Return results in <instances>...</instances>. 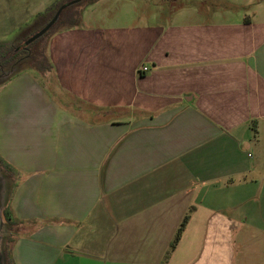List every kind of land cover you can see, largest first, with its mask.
Returning <instances> with one entry per match:
<instances>
[{"label":"crops","instance_id":"1","mask_svg":"<svg viewBox=\"0 0 264 264\" xmlns=\"http://www.w3.org/2000/svg\"><path fill=\"white\" fill-rule=\"evenodd\" d=\"M56 1L0 0L3 44ZM165 10L98 0L0 85L6 264H161L190 208L166 264H264V8Z\"/></svg>","mask_w":264,"mask_h":264},{"label":"trees","instance_id":"2","mask_svg":"<svg viewBox=\"0 0 264 264\" xmlns=\"http://www.w3.org/2000/svg\"><path fill=\"white\" fill-rule=\"evenodd\" d=\"M70 1L72 0H58L52 3L42 13L38 14L32 24L23 29V31L16 37V39L10 45H0V72L5 68H8V70L11 71L18 70L23 61H25V63H27L30 68L40 72L41 74L50 71L51 65L47 56V43H45L44 45L41 44L38 47L36 46V44L41 43L45 36H47V42L48 37L52 33L80 27L82 23L81 12L83 8L97 2L98 0H81L78 3L66 7L64 10H62L56 22L50 27L47 32H45L42 36L35 39L28 45L23 46V44L30 37L40 31L53 18L57 10L63 4ZM32 47L33 49H31ZM0 171L8 181H15L14 170L1 158ZM192 210L193 208H190L183 217L182 221L180 222L176 233L162 259L161 264L167 263L170 254L174 251L177 244L179 243L182 233L184 232V229L186 228V225L189 221ZM3 218L5 221V232L7 233L6 238H8V240L11 242V235L15 232V227L18 226V223L11 220L7 206H5L3 210ZM4 255L6 257V262L10 263L9 252L8 248L6 247L4 248Z\"/></svg>","mask_w":264,"mask_h":264},{"label":"rangeland","instance_id":"3","mask_svg":"<svg viewBox=\"0 0 264 264\" xmlns=\"http://www.w3.org/2000/svg\"><path fill=\"white\" fill-rule=\"evenodd\" d=\"M139 1H145L148 3H156L157 5L163 7V10L167 11L170 10L171 8H175L179 7V6H183L185 8H190L193 7V9H197L199 11V15L197 13L193 15H189L186 16L185 19L187 21H198V19H203L202 21L206 20L205 16H210L213 15V13L216 11H230L231 13L234 14V16L237 13H247L252 11L255 7H262L264 8V0H239L241 2L244 1H248L249 3L247 5H243L244 8H246L245 10H238V11H233L234 9L230 8L231 4L228 3L227 0H139ZM144 3V2H143ZM172 4V5H170ZM46 38L47 36H45L42 40L41 43H37L36 46H40L41 44H45L46 43ZM0 45H4V41L8 40V37L6 39V37H0ZM16 39V38H15ZM14 41V40H13ZM11 41V43L13 42ZM10 43V44H11ZM7 44V45H10ZM35 46V45H34ZM33 46V47H34ZM33 47L31 49H33ZM25 70H29L31 72L32 75H34L40 82L43 83H47V80H45L47 77L45 76V74H41L40 72L33 70L32 68L29 67V65L27 63H25V61H23V63L21 64L20 68L18 70H8V68L3 69L0 72V85L3 84L6 80H8L10 77H12L13 75L21 72V71H25ZM47 85V84H46ZM248 153L250 155L253 154L252 150H248ZM1 173V172H0ZM1 175V174H0ZM10 181H6L5 185H9ZM7 199V198H6ZM7 203V202H6ZM3 225L4 227L2 228L3 231H5V221L3 220ZM1 242H0V247L2 248V250L4 251V248H9L10 245V241L8 240V238H6V235L3 236V238H1ZM258 248V251L260 252V254H263L264 257V244H259L256 245Z\"/></svg>","mask_w":264,"mask_h":264},{"label":"water","instance_id":"4","mask_svg":"<svg viewBox=\"0 0 264 264\" xmlns=\"http://www.w3.org/2000/svg\"><path fill=\"white\" fill-rule=\"evenodd\" d=\"M79 1H81V0H72L70 2L63 4L57 10V12L53 16V18L40 31H38L36 34H34L32 37H30L27 41H25L23 46L28 45L29 43H31L35 39L42 36L45 32H47L50 29V27L56 22L57 18L59 17L60 13L62 12V10H64L66 7H68L72 4L78 3ZM0 174H1L0 175V242H1L2 241L1 238H3V236L7 234L5 231L2 230V228L4 227V225H3L4 224L3 223V220H4L3 210L5 208V205H6V202L8 199L9 185L8 184L5 185V182L8 180L6 179V177H4L2 172ZM0 264H6V257L4 255V251L2 250L1 247H0Z\"/></svg>","mask_w":264,"mask_h":264},{"label":"built area","instance_id":"5","mask_svg":"<svg viewBox=\"0 0 264 264\" xmlns=\"http://www.w3.org/2000/svg\"><path fill=\"white\" fill-rule=\"evenodd\" d=\"M146 71H148V68H147V67H140V68L138 69V73H144V72H146Z\"/></svg>","mask_w":264,"mask_h":264}]
</instances>
